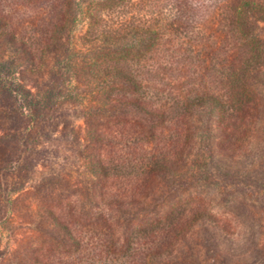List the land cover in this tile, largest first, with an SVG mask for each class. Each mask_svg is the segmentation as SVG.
Segmentation results:
<instances>
[{"label":"rangeland","instance_id":"1","mask_svg":"<svg viewBox=\"0 0 264 264\" xmlns=\"http://www.w3.org/2000/svg\"><path fill=\"white\" fill-rule=\"evenodd\" d=\"M0 264H264V0H0Z\"/></svg>","mask_w":264,"mask_h":264},{"label":"trees","instance_id":"2","mask_svg":"<svg viewBox=\"0 0 264 264\" xmlns=\"http://www.w3.org/2000/svg\"><path fill=\"white\" fill-rule=\"evenodd\" d=\"M248 5V3H245V6H247ZM126 201H127V199L126 198H123L121 201H119L117 204H118V209L119 210H125V209H128L127 207H126V205H128V203H126Z\"/></svg>","mask_w":264,"mask_h":264}]
</instances>
